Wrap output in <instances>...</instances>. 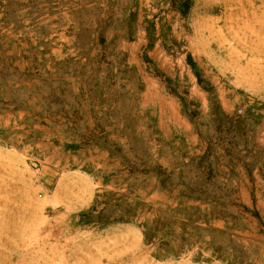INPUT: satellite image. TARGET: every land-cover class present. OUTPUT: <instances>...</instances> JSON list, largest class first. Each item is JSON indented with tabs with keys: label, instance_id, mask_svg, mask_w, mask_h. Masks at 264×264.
Segmentation results:
<instances>
[{
	"label": "rangeland",
	"instance_id": "obj_1",
	"mask_svg": "<svg viewBox=\"0 0 264 264\" xmlns=\"http://www.w3.org/2000/svg\"><path fill=\"white\" fill-rule=\"evenodd\" d=\"M104 192L144 206L79 224ZM230 263L264 264V0H0V264Z\"/></svg>",
	"mask_w": 264,
	"mask_h": 264
},
{
	"label": "trees",
	"instance_id": "obj_2",
	"mask_svg": "<svg viewBox=\"0 0 264 264\" xmlns=\"http://www.w3.org/2000/svg\"><path fill=\"white\" fill-rule=\"evenodd\" d=\"M188 62H190L192 68L195 67V64L190 58L188 59ZM193 70L200 81L199 72L196 71L195 68ZM219 114L222 115V113ZM226 121H229L228 117L226 118ZM173 176V173L167 174L164 171H159L158 175L156 176V180L158 181L160 187L171 191L169 186H171L170 184L173 181ZM203 195L205 194L202 192H196L192 189H188V191H180V196L188 201L201 202L205 199L202 197ZM122 196L124 195L118 196L114 192H104L102 195H96L93 205L88 210L82 211L78 214L79 224L105 227L115 223H129L133 221V219L138 214V211L144 206V203H141L138 199L129 201ZM169 218L171 217L168 216V214L162 213L160 216L156 215L154 219L148 220L141 224L144 235V243L149 245L157 243L154 257L158 260H163L171 256L177 257L178 254L182 252L184 247H189L192 244V241H190L187 245L184 243L186 242L185 240H182L183 244L179 242L178 245H176V243L174 245L173 241H163L165 237L169 236L168 234L170 232V228L169 230H165V228L169 227ZM217 218V216L212 217L213 220H216ZM196 229L199 232L207 233L209 235L223 233L220 231V229H214L210 227L208 229L197 227ZM180 237L184 238V236L181 234ZM207 243L212 244L213 240L211 239L207 241ZM216 257L226 260V257L224 256L222 257L217 255Z\"/></svg>",
	"mask_w": 264,
	"mask_h": 264
}]
</instances>
